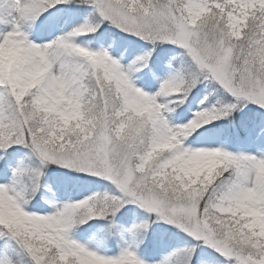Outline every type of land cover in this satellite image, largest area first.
<instances>
[{
  "label": "snow or ice",
  "instance_id": "6c2138e0",
  "mask_svg": "<svg viewBox=\"0 0 264 264\" xmlns=\"http://www.w3.org/2000/svg\"><path fill=\"white\" fill-rule=\"evenodd\" d=\"M7 7L10 27L0 31V176L20 146L38 166L12 168L10 182L0 183V237L16 246L5 242L0 264H16L8 253L17 250L26 264H146L130 246L102 255L71 235L126 204L174 225L229 264H264V156L181 146L192 129L238 105L251 103L264 115V0H9ZM86 8L89 17L70 31L42 43L29 39L31 22ZM101 25L179 47L186 61L146 92L130 73L155 59L152 49L122 67L108 52L75 42L109 31ZM203 81L218 84L233 102L218 100L171 125L167 114ZM173 94V107L159 102ZM48 164L82 174L76 179L103 178L116 192L54 204L50 212L26 210ZM113 228L107 224L105 235ZM153 264H196L195 245Z\"/></svg>",
  "mask_w": 264,
  "mask_h": 264
},
{
  "label": "rangeland",
  "instance_id": "374dc122",
  "mask_svg": "<svg viewBox=\"0 0 264 264\" xmlns=\"http://www.w3.org/2000/svg\"><path fill=\"white\" fill-rule=\"evenodd\" d=\"M8 3L9 0H0V31L7 30L10 27ZM90 13L91 9L86 8L82 13L71 15L56 14L48 17L42 23L38 21L31 22V26L27 27L29 39L37 43L51 40L62 34V32L70 31L73 27L82 23L85 18L89 17ZM101 27H109V31L99 36H96V34L81 35L74 38L75 42L87 46L92 50H104L108 52L122 67H127L136 56L143 55L144 52L152 49V55L155 59H150L146 68H140L139 71L130 73V78L133 80L134 85L146 92L154 93L158 89L160 82L172 75L174 70L181 67L186 61V58L182 56L183 50L179 47L168 43L154 46L139 40L135 36L120 33L117 29L110 28V26L101 25ZM94 36L95 38H93ZM158 50H163V54H158ZM129 52L132 55H129ZM169 65L172 67L170 68ZM174 95L161 98L159 102L166 104L168 107H173L172 104H168V100L174 98ZM205 96L208 99L201 105L200 101ZM218 100L222 103L233 102V98L215 82L203 81L199 83L196 88L192 89V92L189 93L183 103L175 107L173 112L167 114L171 125L187 123L193 118V114L196 111L201 108L210 107ZM248 105L255 106L248 103L242 106V108ZM255 107L257 108V106ZM252 117L253 115H250L249 125L240 128L233 124L228 126L226 122L227 116L201 124L196 129H192L182 139L181 146L190 149L220 148L234 154L264 156V115L260 114L257 117ZM246 118L248 119V116ZM30 156L32 155L28 149L22 146L18 147V150L13 153L8 174L6 177L0 176V183L10 182L12 179V168L18 166L26 168L38 166V161L34 156H32L33 165L31 167L27 165L24 158L27 157L28 159ZM62 173H68V176H63L61 175ZM80 175L82 174L74 172L71 169H66L55 164H48L42 169L39 186L35 193H31V199L28 200L26 210L36 211L42 208L44 212H50L53 210L52 205L54 204L59 206L75 202L93 193L107 192L114 194L116 192L114 185L103 178L91 175H88L86 179L75 178ZM37 200L38 204L36 208H33V202ZM98 219L104 222L103 225L109 223L114 225L113 232L107 239L101 237L99 223L93 222V220ZM144 222L148 224L147 229L137 231L136 233L128 231L133 225ZM77 226L80 229L75 226L71 230L72 237L102 255H115L123 247L130 246L146 264H153L154 261L160 260L177 249H184L195 245L196 264H229L223 256H220L211 248L198 243L174 225L159 220L155 214H150L135 204L124 205L115 216L91 219ZM145 238L148 241L143 244L142 240ZM112 240L114 241V245L111 244ZM6 241L13 248L16 247L15 243L9 241L7 237H0V259H3L7 252L5 248ZM210 251L217 254L219 263H214ZM10 254L15 259L16 264H26V258L24 255L22 256L19 250Z\"/></svg>",
  "mask_w": 264,
  "mask_h": 264
},
{
  "label": "trees",
  "instance_id": "16d2710c",
  "mask_svg": "<svg viewBox=\"0 0 264 264\" xmlns=\"http://www.w3.org/2000/svg\"><path fill=\"white\" fill-rule=\"evenodd\" d=\"M245 110H249V107H245L241 113L235 112L232 117H234L235 119H237V116L240 117V116L244 115ZM22 255H24V254L22 253ZM24 256H26V255H24Z\"/></svg>",
  "mask_w": 264,
  "mask_h": 264
}]
</instances>
